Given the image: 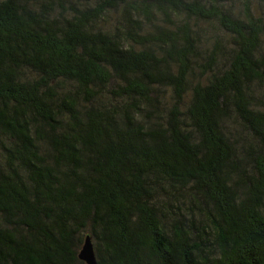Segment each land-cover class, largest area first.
Masks as SVG:
<instances>
[{
  "label": "trees",
  "instance_id": "trees-1",
  "mask_svg": "<svg viewBox=\"0 0 264 264\" xmlns=\"http://www.w3.org/2000/svg\"><path fill=\"white\" fill-rule=\"evenodd\" d=\"M264 264V0H0V264Z\"/></svg>",
  "mask_w": 264,
  "mask_h": 264
},
{
  "label": "water",
  "instance_id": "water-1",
  "mask_svg": "<svg viewBox=\"0 0 264 264\" xmlns=\"http://www.w3.org/2000/svg\"><path fill=\"white\" fill-rule=\"evenodd\" d=\"M78 257L86 264H97L94 246L90 236H86L81 249L79 250Z\"/></svg>",
  "mask_w": 264,
  "mask_h": 264
}]
</instances>
